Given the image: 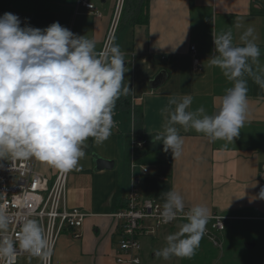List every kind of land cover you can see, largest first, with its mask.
<instances>
[{"label":"crops","instance_id":"1","mask_svg":"<svg viewBox=\"0 0 264 264\" xmlns=\"http://www.w3.org/2000/svg\"><path fill=\"white\" fill-rule=\"evenodd\" d=\"M83 1L95 9H87ZM117 3L118 0H0V17L12 13L21 19V27L27 23L39 29L58 22L77 36L94 39L96 51L100 52ZM249 27L254 29L255 43L261 50L252 67L260 73L264 71V3L260 0H125L112 46H119L125 53L124 84L130 91L116 102V126L110 138L99 145L90 138L85 157L70 172L68 208L80 209L89 217L79 238L71 230L62 234L52 264H122L117 256L123 231L114 215L125 208L134 184L144 199H153L162 206L164 194L175 190L182 195L185 209L204 205L212 213L209 218H227V229L217 249L222 251L220 255L203 235L191 259L157 257L155 250L162 249L165 238L176 233L175 225L185 223L181 220L153 234H142L141 264H235V260L239 264H264V255L255 261L243 260L245 253L253 254L260 244L258 234L249 231L264 225V200L253 199L264 182V89L251 77H245L248 116L234 141H211L202 133L176 125L184 144L182 155L174 158L170 150H164L162 140L155 139L164 131L163 110L172 96L191 95L193 111L199 107L208 115L218 111L215 98L223 96L233 84L221 69L209 64L214 38L230 31L233 44L241 46L240 36ZM193 46L197 48L202 73L195 70ZM162 72L166 80L153 89V81ZM143 136L150 137L144 145L152 161L148 165L135 161V149L142 147L134 143L145 141ZM94 155L112 161V168L97 170ZM35 163L37 173L51 182L56 179L58 170L39 160ZM145 167L148 173H144ZM158 240L162 246L156 249L153 245ZM259 248L264 251V246ZM17 264L42 262L24 256Z\"/></svg>","mask_w":264,"mask_h":264},{"label":"clouds","instance_id":"2","mask_svg":"<svg viewBox=\"0 0 264 264\" xmlns=\"http://www.w3.org/2000/svg\"><path fill=\"white\" fill-rule=\"evenodd\" d=\"M12 13L0 17V161L35 158L60 172L77 169L85 157L86 142L107 141L116 126V102L129 93L124 84L125 53L119 46L96 51V41L77 36L55 22L45 29L33 28ZM241 46L233 44L232 33L214 38V52L208 59L232 82L223 96L216 97L218 111L208 115L203 107L190 110L193 97L172 96L166 113L162 140L164 150L174 158L182 155L184 138L176 125L202 133L211 141H234L248 116V84L251 77L264 89V71H253L261 55L254 29L240 36ZM251 61V63H249ZM0 167H3L0 164ZM3 195V194H0ZM162 222L167 224L181 214L187 222L169 234L157 257L191 259L206 230L210 209L196 205L185 213L182 195L164 194ZM264 200V188L258 197ZM13 217L6 204H0V261L15 264L21 253L39 257L47 264L49 240L36 219L25 216L17 240L8 235Z\"/></svg>","mask_w":264,"mask_h":264},{"label":"built area","instance_id":"3","mask_svg":"<svg viewBox=\"0 0 264 264\" xmlns=\"http://www.w3.org/2000/svg\"><path fill=\"white\" fill-rule=\"evenodd\" d=\"M82 4L89 10H94L92 4ZM125 0H118L111 27L109 29L105 45L110 47L116 37L122 17ZM98 15V13H96ZM102 50V51H103ZM194 59V66L197 73H202L203 67L198 57L197 48L191 47ZM147 141L134 143L135 147H143ZM36 159H9L0 163V204L7 205V211L13 217L8 235L15 241L20 234V222L27 216L36 219L43 228L49 240V256L47 264H52L55 248L62 234L66 230L75 231V237H80V229L84 226L89 217L80 209H70L67 205L68 178L70 172L58 173L56 179L51 182L45 176L36 172ZM144 173L149 169L145 167ZM264 188V182L260 189ZM163 207L153 199H144L135 184L132 186L123 210L116 213L114 218L121 222L123 238L120 242L117 261L122 264H141L140 253L142 251V234H153L155 230L164 226H171L178 221L187 220L186 215L181 214L176 220L167 224L162 222L161 212ZM189 210L185 209V213ZM227 218L224 216H213L209 218L204 235L215 245L221 246L222 235L227 229ZM220 238V245L217 241ZM30 256L28 253H21L17 256L15 264L21 257ZM39 258V257H32ZM40 259V258H39ZM0 264H4L0 261Z\"/></svg>","mask_w":264,"mask_h":264},{"label":"rangeland","instance_id":"4","mask_svg":"<svg viewBox=\"0 0 264 264\" xmlns=\"http://www.w3.org/2000/svg\"><path fill=\"white\" fill-rule=\"evenodd\" d=\"M262 226H264V225H261V226H259V227H255V229L254 230H251V231H249V232H251V233H254L255 235H257L258 234V239H259V242H260V244L258 245V247L253 251L254 253L253 254H251V253H245V257H243V260H245L246 262H247V260H249V259H251V260H256L257 259V257L258 258H260L261 256H263L264 255V251H262L259 247H262V246H264V227H262ZM174 227V226H173ZM175 227H178V230H179V227H180V223H178L177 225H175ZM247 227H245L244 226V229H246ZM176 229V228H175ZM177 230V231H178ZM176 231V232H177ZM229 230H227V232H228ZM226 232V233H227ZM225 233V232H224ZM252 237H254V236H252ZM209 242H211L210 240H208ZM217 241H218V243H219V245H220V238L219 237H217ZM210 245H215L213 242H211V243H209ZM156 249L157 248H160L161 246H162V243L158 240V241H156L155 243H154V245H153ZM201 246L203 247L204 245L202 244V242H201ZM215 248H216V250L218 249V245H215L214 246ZM149 249H150V247H149ZM155 251H157V250H155ZM218 251H220V252H218ZM247 252H251V251H247ZM220 253H222V251L221 250H217V254L218 255H220ZM224 260V259H223ZM235 264H239V261H236L235 260Z\"/></svg>","mask_w":264,"mask_h":264},{"label":"water","instance_id":"5","mask_svg":"<svg viewBox=\"0 0 264 264\" xmlns=\"http://www.w3.org/2000/svg\"><path fill=\"white\" fill-rule=\"evenodd\" d=\"M167 78V75L165 72H162L152 83V87L153 89L157 88L158 86H160ZM94 160L97 164V170H102L105 168H112L113 166V162L112 161H106L104 159H102L100 156L98 155H94ZM254 245L251 247L250 245H248V248H253Z\"/></svg>","mask_w":264,"mask_h":264},{"label":"trees","instance_id":"6","mask_svg":"<svg viewBox=\"0 0 264 264\" xmlns=\"http://www.w3.org/2000/svg\"><path fill=\"white\" fill-rule=\"evenodd\" d=\"M260 1L264 3V0H260ZM149 139L150 137L143 136V140L147 141V143L149 142ZM135 161L138 165H148L152 162L151 159H149V150L147 149L146 146L135 149ZM184 221L185 223L187 222V220Z\"/></svg>","mask_w":264,"mask_h":264}]
</instances>
